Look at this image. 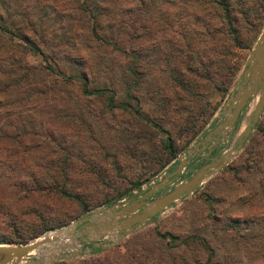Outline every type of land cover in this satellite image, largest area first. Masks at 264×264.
<instances>
[{"label": "rangeland", "instance_id": "374dc122", "mask_svg": "<svg viewBox=\"0 0 264 264\" xmlns=\"http://www.w3.org/2000/svg\"><path fill=\"white\" fill-rule=\"evenodd\" d=\"M92 2L95 15L81 11L77 0H0V23L9 31L0 32V237L41 239L141 195L176 165L171 159L160 168L167 134L175 157H203L167 188L186 180L236 147L257 101L256 93L230 137L206 139L227 113L223 104L264 31V0H249L247 9L228 1L244 48L223 34L213 0ZM94 24L98 36L121 48L90 36ZM10 33L25 34L65 76L83 72L89 91L110 92L84 95L78 80H61L55 94L41 96L39 82L58 77ZM75 58L81 67L70 64ZM128 66L133 73L124 71ZM257 122L228 163L153 219L100 251L46 264H264V107ZM104 239L74 243L65 237L18 264L96 247Z\"/></svg>", "mask_w": 264, "mask_h": 264}, {"label": "water", "instance_id": "95a60500", "mask_svg": "<svg viewBox=\"0 0 264 264\" xmlns=\"http://www.w3.org/2000/svg\"><path fill=\"white\" fill-rule=\"evenodd\" d=\"M236 84L235 91L223 104L227 113L215 125V131L218 132L219 129L223 128L225 130L223 135L226 137H230L231 133L238 127L236 123L240 121L241 112L246 109L251 98L256 93L258 94L257 101L247 118L242 137L237 140L236 147H228L221 151L216 158H212L209 162L202 164L186 180L167 188L168 179L179 175L181 168L189 162V156L184 159L177 157L175 167L163 179L143 191L141 195L129 198L121 204L114 203L109 207L79 217L69 224L57 228V230L54 229L55 233L64 231V228L70 225V236L74 243H79L82 240L105 238L104 241H101L100 247L103 248L106 245L113 244L139 224L160 213L175 200L192 192L203 179L209 177L228 163L235 156L237 149L241 146L242 138L244 139L248 135L251 126L256 123L264 107V31L247 56L241 79H238ZM226 141L228 142V138ZM191 152L192 154L194 153L193 151ZM157 192H160L158 196L147 200V197ZM40 238L18 245L0 244V264H18L23 257L35 251H43L44 245L47 244L48 246L56 239L53 233L43 234ZM68 246L59 247L58 251ZM90 250V247H86L82 251L77 250L70 253L60 251L59 254L51 256L49 260L36 259L35 261L36 264H46L51 261L71 258L81 253L89 254Z\"/></svg>", "mask_w": 264, "mask_h": 264}, {"label": "trees", "instance_id": "16d2710c", "mask_svg": "<svg viewBox=\"0 0 264 264\" xmlns=\"http://www.w3.org/2000/svg\"><path fill=\"white\" fill-rule=\"evenodd\" d=\"M77 1H78V5L81 7V11L83 10L84 13L86 12V13H89L91 15H95V12H99V11H97L99 9H93L94 8V5H93L94 3L92 2V0H77ZM213 1H214V3L216 5H218L220 7V9H218V11H219V15L221 17L220 24H221V26L223 25L222 26L223 27V31H222L223 34L231 40L233 46H236L237 48H244L245 45L241 44V40L238 37L237 29L234 27V25H233V23L231 21L230 6H229L230 2H228L230 0H213ZM231 1L234 2V3L242 4V5L245 6V8H246V6H248V5H246V3L249 2V0H231ZM91 3H92V6H89L88 4H91ZM90 9H93V11H91ZM243 15H245V14H243ZM95 28H96V24L91 26V29H90V32H89L90 36H92L99 43H101L103 45L104 44H107V45L110 44L113 49L118 50V47L121 46V45H119L120 43L118 41L113 40L112 42H109V41L105 40L104 38L98 36L95 33V31H96ZM0 32H9L7 30V28H6V26L3 23L2 24L0 23ZM10 35H13L16 39L22 41L28 47L29 50H32V51L38 53L41 56V58L43 59V61L45 62L44 68L47 70V72L49 74H55L58 77V78L52 79L50 81V83H48L49 81L44 82V83L39 82L42 85H41V88H37V90H40L38 92V94H40L41 96H42V94L44 96L46 94H52V95L55 94V92L58 90V85L56 84V82L57 83L58 82L62 83L61 80H64V81L78 80L80 82V84H81V92L84 95H92V94L97 95V94L104 93V92H110V90L107 89V88H96V89H93L92 91H89V88L87 86L86 75L83 72H81L78 75L65 76L64 74L60 73V71L55 70L52 67V65L48 61L45 60V57H43L42 53L40 52L39 47L34 45L33 43H30V41L28 40L29 38H27V36L25 34H23V33L22 34L10 33ZM3 63H4V59L2 58L0 60V65L3 64ZM70 64H72V65L76 64V65H78L80 67L83 65L82 60L79 59V58H75V59L71 60ZM132 68H133L132 66H128L124 71L126 73H133ZM112 98H113L112 95H110L108 97V99H107L108 104H111ZM24 101H25V99H23L22 103ZM1 106H2V100H1V97H0V107ZM125 106H127L126 103L122 104V107H125ZM258 124H259V122L254 123L251 126V128L255 127V125L258 126ZM154 126L158 127L157 125H154ZM3 138H4V134L0 133V139H3ZM163 145H164V149L167 151V157L161 163L160 168L163 167L165 164H167L178 153L177 149L173 146L171 138H170V136L168 134L164 138ZM193 158H195V157H193ZM3 161H4V163L9 164L5 168H11V166H10L11 164L10 163H7L5 161V159H3ZM12 164H15V162L12 163ZM172 169L173 168H171V170ZM185 174L187 176L189 175L188 172L185 173ZM137 187H138V185H137ZM154 217L155 216H153L151 219H153ZM45 228L46 227H42L41 229H38L37 231L32 232L31 235H29L31 237H27V238H34V237L38 236L41 233V231L44 230ZM157 234L162 236V237H165L166 235H169L168 233H160V232H157ZM24 241L25 240H23L22 237H20L18 239H13V238L11 239L10 237H6V238L0 237V244H2V243H4V244H12V243L20 244V243H22L23 244V243H25ZM101 249H102V247H100V245H98L96 247H92L91 250H90V253H95L97 251H100Z\"/></svg>", "mask_w": 264, "mask_h": 264}, {"label": "crops", "instance_id": "0c3cea01", "mask_svg": "<svg viewBox=\"0 0 264 264\" xmlns=\"http://www.w3.org/2000/svg\"><path fill=\"white\" fill-rule=\"evenodd\" d=\"M214 124H217V123H214ZM224 131H225V130L222 128V129H219L218 132H216V131H215V125H214L212 129H210L209 131H207V132H208V134H207L208 137H206V139H208L209 136L211 137V139H212V137L215 138V139L218 138V137H219V138H222V137L224 136V135H223ZM197 144H198L197 141L192 143L193 147H196ZM202 145H203L202 143H201V144L199 143V147L196 148V149H197V154H199L201 148L203 147ZM193 147H192V148H193ZM190 151H192V149H190L188 152H190ZM202 152H203V151H202ZM173 159H174V161H172V162H175V164H177V160H176L177 157H174ZM171 165H172V164H171ZM185 166H188V165L186 164ZM185 166H183V167L181 168V173H182V169H183ZM172 167H175V165L173 164ZM188 167H189V166H188ZM177 176H178V175H176V177H177ZM177 200H178V199H177ZM147 221H148V220H147Z\"/></svg>", "mask_w": 264, "mask_h": 264}, {"label": "bare ground", "instance_id": "6f19581e", "mask_svg": "<svg viewBox=\"0 0 264 264\" xmlns=\"http://www.w3.org/2000/svg\"><path fill=\"white\" fill-rule=\"evenodd\" d=\"M53 234H54V237H56V239L52 244L62 241V239H64L65 237H67V238L70 237V239L72 240V238L70 236V225L66 226L64 228V231H62V232L55 233V231H53ZM46 245H44L43 247H45Z\"/></svg>", "mask_w": 264, "mask_h": 264}, {"label": "flooded vegetation", "instance_id": "af4514ba", "mask_svg": "<svg viewBox=\"0 0 264 264\" xmlns=\"http://www.w3.org/2000/svg\"><path fill=\"white\" fill-rule=\"evenodd\" d=\"M247 82V81H246ZM216 125V124H215ZM207 156H209V154L207 155ZM193 157H195V156H192L191 157V161H189L188 163H187V165L189 166V165H193V163H196V162H198V160L199 161H201V159H199V158H203V157H199L198 159H194ZM205 158V157H204ZM204 164V163H203ZM176 177V176H175ZM174 178V177H173ZM172 179V178H171ZM171 179H168V182L169 181H171ZM173 180V179H172ZM167 185V184H166ZM160 194V192H157V193H155V194H153V195H155V196H153V195H151V196H149V197H147V200H149V199H152V198H154V197H156V196H158ZM138 196V193L137 194H135V197H137ZM134 198V197H133ZM156 216V215H155Z\"/></svg>", "mask_w": 264, "mask_h": 264}, {"label": "built area", "instance_id": "2783aa9c", "mask_svg": "<svg viewBox=\"0 0 264 264\" xmlns=\"http://www.w3.org/2000/svg\"><path fill=\"white\" fill-rule=\"evenodd\" d=\"M162 179H163V178H162ZM166 184H169V183L167 182ZM166 187H167V185H166Z\"/></svg>", "mask_w": 264, "mask_h": 264}]
</instances>
